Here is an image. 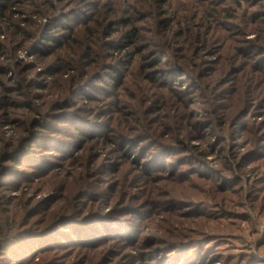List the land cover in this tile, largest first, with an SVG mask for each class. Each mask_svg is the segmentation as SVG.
I'll return each instance as SVG.
<instances>
[{"label":"rangeland","instance_id":"rangeland-1","mask_svg":"<svg viewBox=\"0 0 264 264\" xmlns=\"http://www.w3.org/2000/svg\"><path fill=\"white\" fill-rule=\"evenodd\" d=\"M0 264H264V0H0Z\"/></svg>","mask_w":264,"mask_h":264},{"label":"trees","instance_id":"trees-1","mask_svg":"<svg viewBox=\"0 0 264 264\" xmlns=\"http://www.w3.org/2000/svg\"><path fill=\"white\" fill-rule=\"evenodd\" d=\"M139 34L138 28L134 27L132 30H128L125 34L126 38H135ZM185 73H189L188 70L184 71Z\"/></svg>","mask_w":264,"mask_h":264}]
</instances>
